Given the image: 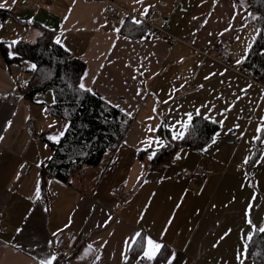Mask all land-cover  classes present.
I'll return each instance as SVG.
<instances>
[{"label":"crops","instance_id":"obj_1","mask_svg":"<svg viewBox=\"0 0 264 264\" xmlns=\"http://www.w3.org/2000/svg\"><path fill=\"white\" fill-rule=\"evenodd\" d=\"M115 1L168 26L177 39L121 32L103 16L102 0H0L14 13L0 18V41H35L40 30L33 23L57 31L60 43L87 64L81 83L109 103L70 178L48 176L42 190V164L53 156L50 143H58L49 137L61 139L68 122L50 117V91L18 106L0 96V264H41L55 256L61 231L79 234L83 245L53 264H124L125 241L137 232L163 247L151 262L138 261L139 248L127 264H168L173 253L172 264H257L246 252L248 237L264 227V144L254 140L264 121V81L239 70L259 26L243 1ZM220 40L228 42L231 67L206 54ZM25 64L8 67L0 54L1 93L23 90L31 68ZM197 109L219 125L216 143L181 145L170 162L152 168L156 145L144 151L148 138L174 142L169 127L179 129L185 113L194 117ZM29 119L35 140L24 128ZM158 125L168 132L147 131ZM202 161L213 169L207 178L183 175ZM25 166L28 175L19 179ZM121 185L122 201L115 193Z\"/></svg>","mask_w":264,"mask_h":264},{"label":"trees","instance_id":"obj_2","mask_svg":"<svg viewBox=\"0 0 264 264\" xmlns=\"http://www.w3.org/2000/svg\"><path fill=\"white\" fill-rule=\"evenodd\" d=\"M237 1L245 3L249 11V20L260 29L245 59L244 67L252 71L257 81H264V19H260L264 17V0ZM13 15L10 9L0 8L1 19ZM133 21V18L127 17L120 28L121 32L136 38L145 32L150 33L145 23L134 24ZM33 24L40 30L35 41L18 40L16 43L0 41V54L8 67L30 62L32 65L27 70L28 83L22 90L24 98L31 99L39 92L51 90L54 100L48 104L50 117L68 122L60 141L50 143L53 156L42 164V190H45V180L48 176L65 181L70 178L74 166L81 161L99 133L109 103L94 92H84L79 88L87 64L61 43H56L57 31L39 23ZM218 130L219 125L216 122L200 115L194 116L185 138L169 142L167 147L159 150L151 162V167L170 162L181 145L203 148ZM159 132L166 134L168 131L163 126ZM82 245V240H79L69 257L76 255ZM138 249L133 252H137ZM246 258L254 260L257 264H264V232L257 230L253 234L247 245Z\"/></svg>","mask_w":264,"mask_h":264},{"label":"built area","instance_id":"obj_3","mask_svg":"<svg viewBox=\"0 0 264 264\" xmlns=\"http://www.w3.org/2000/svg\"><path fill=\"white\" fill-rule=\"evenodd\" d=\"M102 1L104 3L102 9L103 16L117 28L120 29L123 26L125 19L127 17H131L134 20H138L140 22L145 23L148 27V31L151 34H157L164 37L168 36L177 39L168 31V26L154 25L151 22H149L147 19L139 17L130 9L119 4L115 0H102ZM23 7L28 8L31 7V5H29L28 3H24ZM206 54L209 55L211 58H214L221 64L227 67H231L232 62L228 54V42L226 40H220L219 42L215 43ZM239 71L244 75H246L247 77L256 80L250 69L243 67ZM23 75H25V73H23ZM192 87H193L192 83L189 82L186 84L187 89H191ZM0 96L3 98L5 103L14 106H18L24 100V94L20 90H15L13 92H9L6 94L0 92ZM24 128L30 134L31 140H35L38 138V132L36 130L35 121L33 119H29L25 123ZM241 168H242L241 165L238 166V169ZM28 172L29 171L26 168V166L23 167L18 174V178L19 179L24 178L25 176L28 175ZM212 173H213L212 167L203 161L198 163L194 169H187L183 171L184 176H189L200 180L207 178ZM52 178L63 182V180L59 178L56 177H52ZM115 193L117 194V197L120 201L124 200L127 197V191L124 185L119 186L116 189ZM79 240H80V235L73 233L71 231H61L57 233L53 240L54 255L57 258H60L61 260L67 259L75 250Z\"/></svg>","mask_w":264,"mask_h":264},{"label":"snow or ice","instance_id":"obj_4","mask_svg":"<svg viewBox=\"0 0 264 264\" xmlns=\"http://www.w3.org/2000/svg\"><path fill=\"white\" fill-rule=\"evenodd\" d=\"M138 2H142V0H138ZM4 7H5V4L0 3V8H4ZM144 14L145 15L147 14V9H145ZM253 19H256V17H253ZM260 19H264V17H261ZM133 23L139 24L140 21L134 20ZM258 34H259V32H258ZM13 43H16V42H13ZM56 43L59 44L60 40L57 39ZM242 62L243 61H237V63H242ZM32 67L35 68V65H33ZM208 78L209 77H206V79H208ZM201 87H203V86L201 85ZM79 88L81 90H83L84 92L92 93V89L86 88L83 83H80ZM244 91H246V90H244ZM165 103H167V101H165ZM153 111L155 112L156 109L154 108ZM199 114H200L199 109H197L196 115H199ZM185 116L187 117L186 121L181 120V121L177 122V124L180 125L179 129L176 127V125H171L169 127V131L171 132V138L173 141L183 140L185 138L186 133L188 132V130L191 126V121L193 120V114L192 113H185ZM154 118L155 117H150L149 119H154ZM213 122H215V121H213ZM220 123H221V127H222L223 122H220ZM235 127L238 128L239 125H236ZM160 128H161L160 125H158L156 128H152L151 126H149L147 131L157 132L160 130ZM229 131H231V129H229ZM257 133H258V135L256 137H254V140L261 141V143L264 144V139H262V136H261V133H264V121H262L261 125L258 126ZM61 135H63V134H61ZM0 139H3V137H0ZM49 139L56 141V142H59L60 137L53 136V137H49ZM168 143L169 142H167V141H165L159 137H156L155 139H153L152 137H149L148 140L146 141V148L143 150L147 151V148H150V147H152L153 144H155L156 149L153 150L151 152V154L149 155V159H152L156 156L157 150L159 148L167 147ZM212 143H216L215 138L213 139ZM262 157H264V151H262ZM176 158L179 159L180 158L179 155H177ZM247 162H248V160L246 159L245 163H247ZM37 196H39V192H37ZM178 207H179V205H178ZM169 223H171V221H169ZM248 223L249 224L252 223L250 219L248 220ZM253 227H255V226H253ZM259 231L264 232V227L260 228ZM248 239H251V236H249ZM125 247H126V251L123 254V259H124V264H127V261L129 259L128 254L133 252L136 248H142L143 249L142 255L138 256V261L147 260V261L151 262V261H154L156 259L157 255L160 252L163 245L154 241L151 237L145 238L140 232H137V233H135V235L133 237H131V238H129V240L125 241ZM55 259H56V257L52 256L50 259L41 261V264H53ZM173 259H175L174 253H173V256L169 259L168 264H172ZM241 264H243V261H241Z\"/></svg>","mask_w":264,"mask_h":264},{"label":"rangeland","instance_id":"obj_5","mask_svg":"<svg viewBox=\"0 0 264 264\" xmlns=\"http://www.w3.org/2000/svg\"><path fill=\"white\" fill-rule=\"evenodd\" d=\"M26 64H25V67H28L29 65H32L30 62H25ZM48 91H50V93H52V95H53V92L51 91V90H48ZM47 92V91H46ZM40 93H44V92H40ZM42 95V94H41Z\"/></svg>","mask_w":264,"mask_h":264}]
</instances>
